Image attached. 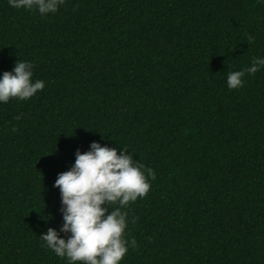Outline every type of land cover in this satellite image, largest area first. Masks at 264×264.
Wrapping results in <instances>:
<instances>
[{
    "label": "trees",
    "instance_id": "trees-1",
    "mask_svg": "<svg viewBox=\"0 0 264 264\" xmlns=\"http://www.w3.org/2000/svg\"><path fill=\"white\" fill-rule=\"evenodd\" d=\"M255 57L264 0H65L46 15L0 0V78L19 60L45 83L0 102V264H69L40 236L59 232L53 185L93 141L156 175L121 209L138 247L120 264H264V67L227 86Z\"/></svg>",
    "mask_w": 264,
    "mask_h": 264
},
{
    "label": "clouds",
    "instance_id": "clouds-1",
    "mask_svg": "<svg viewBox=\"0 0 264 264\" xmlns=\"http://www.w3.org/2000/svg\"><path fill=\"white\" fill-rule=\"evenodd\" d=\"M64 3L65 0H9L13 8L38 11L41 15L56 13ZM247 42L251 45L254 37L249 35ZM33 67L31 62L17 60L12 71L3 72L0 102L7 103L11 98L28 100L43 90L44 81L33 82ZM261 67L264 58L255 57L250 67L229 72L228 88L242 87L245 73L254 75ZM22 116L14 119L20 121ZM11 131L18 129L13 126ZM75 157L74 165L59 173L53 185L60 190L63 224L59 232L49 227L40 236L42 246L66 258L69 264H120L129 243L132 248L138 247L134 237L130 242L125 239L128 213L121 209L138 197L147 196L151 188L148 178L155 180V172L134 160L128 149L123 148L118 154L117 148L101 146L96 141L91 142L87 152L77 149ZM110 207L113 210L109 211ZM61 233L67 238H62Z\"/></svg>",
    "mask_w": 264,
    "mask_h": 264
}]
</instances>
